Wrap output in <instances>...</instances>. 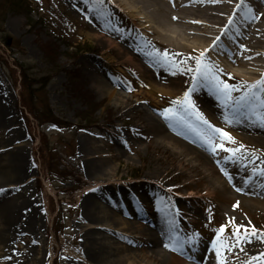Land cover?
Returning <instances> with one entry per match:
<instances>
[{"label": "rangeland", "instance_id": "obj_1", "mask_svg": "<svg viewBox=\"0 0 264 264\" xmlns=\"http://www.w3.org/2000/svg\"><path fill=\"white\" fill-rule=\"evenodd\" d=\"M27 1L30 2L33 13L30 21L24 15L10 14L6 8L5 12H2L4 22L0 29L2 31L0 32V93L4 94L1 97H4L11 122L6 132L0 127V143L5 134H9L7 136L9 139L12 131H18L17 134L21 136L19 145H25L22 147V154L29 168L25 181L29 186V199L38 209L39 226L42 228L41 232L37 233L38 239L34 243V247L40 252L37 256L38 264H69L67 258L74 254L77 247V234L72 233V226L78 219L79 199L87 184L84 182L87 177L85 162L79 157L83 143L86 146L85 142L91 145L88 152L94 154L93 158L104 157V161L107 162L105 172L108 177L114 179L113 183L119 185L129 196L130 193L134 196L132 201L135 200L137 217H133L130 221L136 227H145L147 224L144 222L148 218L153 219L155 213L158 214L173 205V209L168 210L170 213H177L175 220L183 219L184 222L180 225V233L174 228L170 237L180 245V250H185L186 254L191 255L190 250L197 251L202 244L213 247L217 232L223 227L224 234L221 235V239L230 247V250L226 249L222 252V255L228 257V259L221 257L224 264L227 262L243 264L259 257L256 251L261 250V245L264 244H259L254 250L251 246L244 247L243 244L252 240V237L261 240L264 237V210L254 209L251 206L248 208L231 192L226 198L215 194L212 197L211 192H214L213 187L216 185L211 186L209 178L205 177L207 173L199 167L197 170L200 175L195 178L186 177L189 172L190 175L195 173L191 164H183L186 175L176 172L175 169L183 159L180 156L174 157L163 153V150L156 145V137L146 128H140L138 132V127H144L141 123L143 114L131 112L130 109L143 111L161 124L170 122L184 133L193 136L198 141V150L206 156L219 157L220 160L229 159L236 165H244L251 159H263L264 144L253 142L252 137L236 130L230 123L222 121L211 109L201 104L197 96L190 95L195 111L213 127L227 132L236 141L234 145L226 142L225 147L240 148L238 153L241 156L236 153L233 157L220 149L212 154L201 143L197 131L188 127L191 123L190 117L183 118L192 109L185 111L179 105L173 104V101L183 98L186 91L184 88L175 89L156 85L164 91L163 93L157 87L154 89L149 86L150 84L140 81L139 78L142 76L138 70L129 65H120L117 49L105 47L104 43L94 36L95 32L90 29L89 21L74 12L63 0ZM88 1L98 6L103 5L105 8V0L103 3L97 0ZM140 13L147 16L143 11ZM125 33L132 39L138 34L132 28H126ZM160 41L163 46L171 43L164 38ZM48 45L53 49L49 57L45 58V47ZM155 51L162 52L160 48L157 50L150 48L148 55L155 59L158 57ZM209 54L213 57L210 51L204 59L213 65ZM196 57L198 56L191 57L184 67L194 69ZM47 61L53 63L56 71L47 75L53 77L44 91H39L38 95L53 109L55 122L43 127L33 121L28 113H24L19 105V85L21 86L22 78L19 77L18 68L13 65L17 63L30 68L29 73L40 77L50 68ZM89 61L94 62L93 68L96 64L104 70L112 89L126 96L128 101L125 100L123 103V101L111 100L107 95L99 97L96 94L91 88L92 81L86 72ZM146 65L153 68L151 62ZM216 68L224 73L222 75L219 72V77L237 89L232 93L233 98L245 95L251 85L245 81L249 79V74L244 80L230 71ZM68 77H75L76 82L72 81L73 83L70 84ZM196 83L202 84L198 87L214 90L211 83L202 79H197ZM252 91L260 97L263 94L259 89ZM39 107L40 105L37 106ZM165 109H173L174 118L166 120L162 115ZM80 116L89 118L90 122L83 123ZM86 139H91L93 142L89 143ZM57 163H61L65 171L61 175L65 178L62 185L56 182L59 179L57 173L61 171L57 168L55 172ZM211 168V177L213 176L214 179L215 167ZM47 172L50 175H47ZM60 174L61 172L58 175ZM155 175L158 176L154 177ZM143 181L145 183L140 187L143 188L144 195L140 194L136 197L135 185ZM183 183L187 186L182 187ZM185 197L189 199L186 200ZM257 208L264 209L261 206ZM120 209L126 210L127 205L123 204ZM185 229L188 233L184 232ZM237 229H239V240L234 234ZM200 230L201 235L197 233ZM115 232L120 237H129L132 243L139 241L135 231L115 229ZM253 232L255 235H252ZM186 243H189L190 248ZM174 246L176 250V244ZM11 247L13 252L17 253V249L22 248V244L14 243ZM200 249L202 250V247ZM175 250H172L173 258L167 264H179V261L185 264L184 259L174 253ZM7 261L9 262V259ZM136 261L149 264L139 258ZM186 262L191 264V261Z\"/></svg>", "mask_w": 264, "mask_h": 264}, {"label": "bare ground", "instance_id": "obj_2", "mask_svg": "<svg viewBox=\"0 0 264 264\" xmlns=\"http://www.w3.org/2000/svg\"><path fill=\"white\" fill-rule=\"evenodd\" d=\"M63 1L89 21L94 36L105 47L117 49L120 65L134 67L147 80L140 77V81L150 84L154 89L156 85L184 88L185 92L197 96L201 104L211 109L222 121L252 137L253 142L264 144V125L259 120L264 114V108L259 106L255 98L250 105L232 102L227 107L215 90L198 87L201 83L195 84V73L184 67L191 57L211 51L215 65L244 80L249 74V79L245 81L251 85L264 77V0H243L245 7L241 8H237L241 0H105V8L103 5L91 4L88 0ZM141 11L147 16L142 15ZM126 28L136 30L137 37L129 38L128 32L125 33ZM163 38L170 40L169 44L173 45L163 46L160 41ZM150 48L166 51L169 62L148 55ZM89 62L86 72L96 94L99 97L107 95L111 100L124 103L127 97L112 89L104 70L96 64L93 68L94 62ZM148 62H151L153 68L146 65ZM1 96L4 94L0 93V127L6 132L11 120L4 97ZM223 109L229 120L223 116ZM136 110L130 109L131 112L143 114L141 123L144 124L137 131L146 128L156 137V145L163 153L183 159L179 164L180 171L177 167L176 172L184 175L186 171L183 164H191L195 173L185 175L187 178H195L200 175L197 170L199 167L207 173L205 177L209 178L211 186L216 185L213 187L214 192H211L212 197L215 194L226 198L231 192L248 208L251 206L264 210L257 208L264 207V158L251 159L244 167L232 166L231 170H227L214 157L200 152L194 139L183 134L177 127L166 122L161 124L143 111ZM233 111L237 116L231 120ZM12 132L9 139V134H5L0 143V262L38 264L37 256L40 252L34 243L38 239L37 233L42 229L39 226V212L29 199V186L25 181L29 172L22 154L25 145H19L21 136L17 134L18 131ZM86 140L93 142L91 139ZM85 144L79 151V157L85 162L87 177L84 182L87 184L79 199L78 219L72 226L78 244L74 254L68 256L67 262L141 264L136 261L139 258L149 264H167L173 258L165 247V244L171 246L170 234L176 225L175 214L168 210H172L173 205L154 214V219L147 220L145 227H136L130 221L137 217L135 200L132 201L134 196L130 193V197L119 185L113 183L114 179L105 172L107 162L104 157L93 158L94 154L88 152L91 145ZM212 166L215 167L214 179L211 177ZM144 183L135 185L136 197L144 195L140 187ZM183 185L187 186L185 183ZM123 204L127 205L126 210L120 209ZM118 228L137 232V244L130 242L129 237L116 234L115 229L120 230ZM262 241L252 237L243 246H251L254 250L259 244H264ZM14 243L22 244L17 253L11 247ZM261 246V250L256 251L260 256L243 264H264V245ZM192 261L194 264H217L216 252L212 247H207L204 252L194 256ZM179 264L183 263L179 261Z\"/></svg>", "mask_w": 264, "mask_h": 264}, {"label": "snow or ice", "instance_id": "obj_3", "mask_svg": "<svg viewBox=\"0 0 264 264\" xmlns=\"http://www.w3.org/2000/svg\"><path fill=\"white\" fill-rule=\"evenodd\" d=\"M97 2L103 3V0H97ZM245 7L243 4V0H241L240 4H237V8ZM251 12V9H248ZM231 22V21H230ZM219 40V37L216 38ZM215 43V41L213 42ZM156 55L161 59V61L167 63L169 62V54L166 51L156 52ZM205 53L201 52L198 57L195 58L196 67L194 69H187L188 71H192L195 73L193 76L194 80L202 79L206 82L211 83L213 86L217 96L221 99V101L227 106L229 103L235 102L237 104L240 103H250L253 98L259 103L261 108H264V98L258 96L252 89H259L261 93H264V77L258 80L255 84L249 86L248 91L245 92V95L235 99L232 97V93L237 91L234 86L229 85L227 82L220 79L218 73L220 70L216 68L214 65L207 62L205 59ZM231 78V77H230ZM174 105H179L185 111L188 109H192V114H194L197 120L205 126L203 129L196 130L197 135L200 137L201 143L212 153L215 154L217 149L223 150L225 152L230 153L233 157L240 151V148H227L225 147V143L236 144V141L225 131L220 128L213 127L204 117L196 112L192 101L190 99V93L185 92L182 99L173 101ZM166 120L174 118V110L173 109H165L162 113ZM260 123L264 125V114L259 117ZM191 127V125H188ZM264 174V173H262ZM224 232V228H220L217 232V239L213 242V249L216 252L217 256V264H224V260L221 259L223 250H230L229 245L221 239V235ZM239 229L234 233L237 235L239 240ZM255 235V232L252 233ZM247 236V232H246ZM264 240V237H262ZM165 247L169 250H175V246H170L169 244H165ZM251 264V262H249Z\"/></svg>", "mask_w": 264, "mask_h": 264}, {"label": "trees", "instance_id": "obj_4", "mask_svg": "<svg viewBox=\"0 0 264 264\" xmlns=\"http://www.w3.org/2000/svg\"><path fill=\"white\" fill-rule=\"evenodd\" d=\"M5 8L7 9V12H10V14H20L24 15L28 18L30 21L33 13H32V7L30 2L27 0H0V29L1 24L4 22V14L2 12H5ZM2 32V31H0ZM63 41V40H62ZM71 47V46H70ZM51 45H48L45 47L46 57H49L50 51H52ZM44 58V59H45ZM47 64L50 66L47 72L44 73V75H41L40 77L33 76L31 73H29L30 68L24 67L23 65H18L17 63H14V67L18 68L19 77H21V86H20V92H19V99H20V106L26 110V112L32 117L33 121L39 123L41 126L50 125L55 122L54 117V111L49 105L46 103L45 99H40V96L38 95L39 91H44L46 88L47 83L53 76H47L50 73H55L56 67H54L52 62L47 61ZM17 70L15 69V72ZM11 74H14L10 72ZM53 75V74H52ZM68 82L72 84L76 82L75 77L71 78L68 77ZM45 98V97H43ZM40 105L39 108L37 106ZM80 119L83 123L90 122L88 121L89 118L87 117H81ZM58 126V124H55ZM52 161V160H51ZM57 168L61 169L62 171L60 175L59 172L57 173V177L59 178L56 182L60 185L64 184L65 178H62V173H65L64 168L60 165V163H57L55 167V172L57 171ZM47 175H50L47 172Z\"/></svg>", "mask_w": 264, "mask_h": 264}]
</instances>
